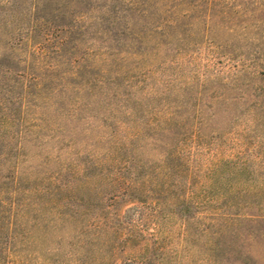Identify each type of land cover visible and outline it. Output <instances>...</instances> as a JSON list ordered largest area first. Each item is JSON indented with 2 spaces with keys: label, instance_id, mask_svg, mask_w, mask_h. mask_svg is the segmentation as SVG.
I'll return each mask as SVG.
<instances>
[{
  "label": "rangeland",
  "instance_id": "1",
  "mask_svg": "<svg viewBox=\"0 0 264 264\" xmlns=\"http://www.w3.org/2000/svg\"><path fill=\"white\" fill-rule=\"evenodd\" d=\"M0 264H264V0H0Z\"/></svg>",
  "mask_w": 264,
  "mask_h": 264
}]
</instances>
